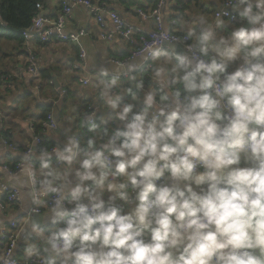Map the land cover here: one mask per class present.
<instances>
[{
	"label": "clouds",
	"instance_id": "obj_1",
	"mask_svg": "<svg viewBox=\"0 0 264 264\" xmlns=\"http://www.w3.org/2000/svg\"><path fill=\"white\" fill-rule=\"evenodd\" d=\"M175 3L93 5L58 87L36 65L77 55L65 43L0 91V264H264V0H191L171 18ZM40 101L54 106L34 122Z\"/></svg>",
	"mask_w": 264,
	"mask_h": 264
},
{
	"label": "crops",
	"instance_id": "obj_2",
	"mask_svg": "<svg viewBox=\"0 0 264 264\" xmlns=\"http://www.w3.org/2000/svg\"><path fill=\"white\" fill-rule=\"evenodd\" d=\"M106 2L107 9L109 11H116V8L120 5H123L125 11H130L133 14L135 12L133 11L132 6L135 5L138 9H147L150 7L154 0H118L117 3H113V0H104ZM191 2V0H177V3L171 5L170 9V17L171 18H179L183 16L184 10L187 8L188 4ZM64 3H70V0H57L56 4L52 6L50 4V0L48 1V6L45 9L46 11L43 12V15L47 16L48 18L52 20H56L61 13V8ZM215 5V0H208L207 4L200 5V8L203 11H210L213 6ZM92 18L90 14L86 11V9L82 6H77L72 10L71 16L69 18V22L73 25V29L65 31V35L69 37L67 41H61L57 37H54L51 42L49 43H42L40 41H31L29 43L21 42V43H15V42H9L6 40L0 41V75L1 74H11L13 76V82L15 87H18V77L22 75V69H27V62L30 57H34L35 59H38L41 57V52L39 49H48L53 44H60L65 43L69 44L73 47L74 51L77 53L75 56H69L66 54V52L62 49H54L53 51H60L64 52L63 55L58 57H51L48 56L47 53L44 54V63H39V70H40V78L44 80L45 83L51 82L49 85L52 88L59 86V80L63 78L64 72L69 69H74L75 61L79 58V48L76 46L72 40L71 36L73 34V31H91L94 29V25L92 24ZM245 27H248V25H245ZM107 31V29H105ZM99 36H93L92 39L96 40ZM120 54H127V50H123ZM52 59L54 60V63H47V60ZM56 65H59L57 67ZM232 69L230 68L229 71ZM78 77L76 75H72L69 77L68 83L74 84L76 79ZM35 80L30 79L28 81L29 84L34 83ZM44 85H41V91L43 92ZM0 91L7 92L4 89L0 88ZM32 93L30 90L25 89L23 91L22 96L17 97V103L16 105H13V107H16L19 105L20 101L24 98H27L31 96ZM127 99V98H126ZM77 103L78 98L75 96L74 91L71 87L67 88L66 95L63 98L62 104H61V110L63 106L68 103ZM54 106L53 101H40L36 104V109L38 111H33L31 113V116L33 118L34 122H38L42 119H44V112H49ZM37 128L39 129L41 126L37 123ZM8 129H0V134H7ZM44 141L48 139L46 136H41ZM55 143V141H53ZM5 197H0V200H5ZM10 227V226H9ZM47 230H52V225L46 226ZM8 244V236L5 235L4 237L0 238V245H7Z\"/></svg>",
	"mask_w": 264,
	"mask_h": 264
},
{
	"label": "trees",
	"instance_id": "obj_3",
	"mask_svg": "<svg viewBox=\"0 0 264 264\" xmlns=\"http://www.w3.org/2000/svg\"><path fill=\"white\" fill-rule=\"evenodd\" d=\"M49 0H0V41L24 42L22 31L43 14ZM39 5V7H38ZM48 112H44V119Z\"/></svg>",
	"mask_w": 264,
	"mask_h": 264
},
{
	"label": "built area",
	"instance_id": "obj_4",
	"mask_svg": "<svg viewBox=\"0 0 264 264\" xmlns=\"http://www.w3.org/2000/svg\"><path fill=\"white\" fill-rule=\"evenodd\" d=\"M93 5H96L99 9H104L106 11H109L107 9L106 6V2L104 0H88L87 5L83 4L80 2V0H70V3H64L62 5L61 8V13L59 14L58 18L56 20H59L60 16H64L65 19L68 21L72 10L77 7V6H82L86 9V11L90 14V16L92 18H94L95 20L99 21L102 13L100 11L97 10V8L93 7ZM228 12H231L232 10L229 8L227 10ZM43 18L46 20H52L50 18H48L47 16L41 14L39 16H37L36 18ZM33 25V23H32ZM32 25L30 27H28L27 29H25L24 31H22V35L24 37V42L25 43H29L31 41H40L42 43H49L52 41V39H54V37H57L59 40L61 41H67L69 39L68 36H66L65 34L63 35H59L56 32H52L48 37H43L42 32H37L35 30L32 29ZM36 59L34 57H30L28 59V64H27V69L31 67L32 63L35 61ZM36 75H38L40 77V70H39V65H36ZM36 75L33 76V79H36ZM51 84V82H50ZM14 82H13V76L11 74H1L0 75V88L4 89L6 91H11L12 88H14ZM41 141L43 142V138L41 137ZM0 201H7V197L5 200H0Z\"/></svg>",
	"mask_w": 264,
	"mask_h": 264
},
{
	"label": "water",
	"instance_id": "obj_5",
	"mask_svg": "<svg viewBox=\"0 0 264 264\" xmlns=\"http://www.w3.org/2000/svg\"><path fill=\"white\" fill-rule=\"evenodd\" d=\"M35 219H36V221L39 223V222H41V217L39 216V215H37L36 217H35ZM49 225V224H48ZM42 226H44V225H42ZM47 226V225H46Z\"/></svg>",
	"mask_w": 264,
	"mask_h": 264
}]
</instances>
